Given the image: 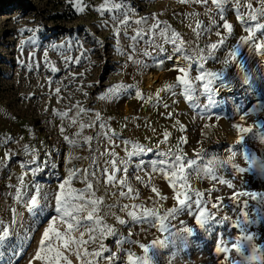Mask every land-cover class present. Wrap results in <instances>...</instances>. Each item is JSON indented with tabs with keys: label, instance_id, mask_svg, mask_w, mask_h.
I'll return each mask as SVG.
<instances>
[{
	"label": "rangeland",
	"instance_id": "374dc122",
	"mask_svg": "<svg viewBox=\"0 0 264 264\" xmlns=\"http://www.w3.org/2000/svg\"><path fill=\"white\" fill-rule=\"evenodd\" d=\"M121 2L125 5L123 8L113 7ZM249 3L253 6L251 9L247 7ZM77 4L83 11L77 10ZM101 5L105 7L101 9ZM262 7L264 0H223L220 9L211 3L203 6L192 0H0V204L3 206L0 221L4 225H11L10 238L0 244V264H30V261L42 264L41 261H33V257L41 234L47 227L48 217L57 215L54 211V198L59 185L65 180L51 172L37 177L35 170H32L33 176L25 175L27 165L21 168L20 179L14 180L12 169L19 165L20 158L35 164L36 154L29 149L34 142L38 145L53 144L55 149L57 137L54 142L46 143L44 136V130L49 131L51 128L52 115L59 116L61 121L75 119L76 122L70 127L73 132L80 123L87 125L95 120V114L99 113L101 119L97 126H86L85 135H79L78 138L85 141L86 137H96L87 143V156L93 152H102V144L105 142L97 137V133L103 131L99 123H110L117 113L124 111L117 103L118 96L110 95L109 89L116 85L124 86V76L132 68L136 70L142 67L138 87H153L159 82L158 71L166 61L153 57L152 47L158 48L161 53L166 52L168 46H164L161 51V46L154 45L161 37L159 30L155 34L148 31L149 26L157 20L163 22L160 25L167 21L183 23L177 24L179 28L175 26L174 32L179 37L177 47L180 41H186V46L205 55L200 62L191 61L190 65L202 64L206 72L222 73L220 79L212 81V91L208 96L216 100L217 120L224 119L227 125L236 124L239 128L236 126L233 131L231 127L221 131L218 124L212 126L214 134L208 146H212L220 155H241L247 147L254 149L253 146L264 149V128L255 125L256 119L264 118V108L259 107L264 104V35L256 27L257 22L249 19L250 14H255L258 22L264 25V15L260 14ZM177 9L185 12L180 18L177 14L170 15V12ZM237 10L248 21L247 25L240 19ZM125 18L128 20L127 26L120 23ZM142 18H147L146 24L135 23ZM185 22L193 24L192 29L185 28ZM225 22L232 26L231 33L223 27ZM198 23L200 28L196 27ZM140 29L147 34L144 39L138 38L139 42L133 48L134 41L130 37ZM149 38L153 41L151 44ZM221 39L223 44H219ZM210 44H219V47L213 50ZM233 50L237 53L235 57L231 55ZM175 53L170 64L184 65L186 61L177 57L182 52ZM213 53L215 57H207ZM241 63L244 69L240 68ZM246 75L247 84L243 83ZM229 84L235 86V92L228 91ZM200 96L203 105L205 99ZM231 105L234 106L232 112ZM80 108L88 111L80 113ZM65 112L67 116L58 114ZM243 128L251 131L242 132L240 129ZM23 133L26 138L22 136ZM64 135L77 146L71 155L80 153L81 149L87 150L86 145L80 144L79 140L74 142L67 134ZM21 142H29L30 145L23 146L26 148L21 150ZM170 142L172 137L166 136L160 146L165 147ZM81 146L84 147L79 148ZM160 146H149L147 149H151L152 153L144 152L132 157L128 156V150L116 152L119 160L129 161L127 174L136 191L146 190L148 182L144 175L134 169V160L140 156L151 158L153 153L162 152ZM26 153L29 157H25ZM136 176L143 180L138 188L134 184ZM152 176L158 178L159 174L154 172ZM188 176L190 181L187 180V184L192 191V173ZM100 177L101 174L97 172L95 177L89 175L93 187L99 184ZM124 178L120 172L116 183H107L101 194L94 197L102 199L98 218L102 220V226H109L113 230V234L100 235L99 231L93 232L92 235L99 240L95 244L91 242L82 245L81 252L87 248L92 252L102 251L104 256H108L110 251L119 258L111 264H129L128 253L133 254V264L146 255L149 258L148 264H264V240L256 237L253 232L255 229L252 230L255 223L248 219L252 209H245V218L243 213L238 214L232 206L220 204L213 207L206 202V214H211L212 218L204 226L195 222L194 214H198L196 206L192 207L191 212L182 207L167 219L164 216L165 207L161 204L136 205V197L132 192L126 197L120 196L121 190L128 192L126 187H118L119 179ZM37 186L40 189V207L44 208V212L39 214V218H34L28 204ZM67 187L78 189L73 182ZM113 192L117 194V199L112 198ZM124 205H128L129 209L121 213L126 209ZM145 210L155 212L156 217H144ZM129 212H134L137 219L133 220ZM14 216L17 223L12 225ZM159 217H164L163 223L168 231L160 230ZM121 219L126 223H119ZM238 221L241 222L239 226ZM56 227L63 230L65 226L57 219ZM189 228L191 232L186 231ZM25 233L30 239L24 238ZM73 235L80 238L79 231ZM247 236H251L252 240L248 241ZM84 239H88L87 234ZM119 240L127 242L120 245L117 243ZM164 240L168 242L164 245L157 243L147 254L140 247ZM237 240L244 245L241 252L233 247ZM218 245L221 247L219 253L216 251ZM68 255L73 264H82L74 252ZM88 259L97 260L95 256H89ZM99 264L110 262L99 260Z\"/></svg>",
	"mask_w": 264,
	"mask_h": 264
},
{
	"label": "crops",
	"instance_id": "0c3cea01",
	"mask_svg": "<svg viewBox=\"0 0 264 264\" xmlns=\"http://www.w3.org/2000/svg\"><path fill=\"white\" fill-rule=\"evenodd\" d=\"M173 14H177L178 18H180L182 16L181 14H185V12H181V10L177 9L170 12V15ZM176 20L177 18L175 21ZM180 23V21H177L178 25H180ZM177 24L174 23V21H167L166 24L160 25V28L163 29L167 25V35L170 36L169 31L174 32L175 26L178 27ZM182 24L183 23H181V25ZM184 26L185 28L188 27V29H192L193 24L185 22ZM191 35L190 33L189 36ZM227 39L230 41V38ZM227 39L225 41H227ZM190 40L193 45V39L191 38ZM183 42L185 49L193 57L191 60L186 59L184 52L179 53L177 57H182L186 61L184 65H176L175 63L170 64V60L176 56V51L172 43H166L162 37L154 42V45L157 46H168L166 52L161 53H159L158 48L152 47L154 52L151 55L160 58L161 61H166V64L161 66L158 71L160 79L156 86L148 88L138 87L142 67L136 70L132 68L131 71L125 74L123 80L125 87L116 98L117 103L120 104V108H123L124 111L117 113L116 117L111 120L110 123L106 124L107 129L103 131H108L109 135H111L112 132L119 134L120 139H117L116 143L120 146L115 148L116 152L123 150L136 152L137 145L144 149H147L149 146L159 147L166 136H171V144L166 143L165 147H162V145L160 146L162 152H172L173 154L186 157L188 160H197L198 167L201 169L207 168L210 161L213 162L212 175H208L203 171L197 173L186 169V174L190 171L192 173V193L199 191L203 194L200 197L203 207H205L206 202L215 206L220 204L228 205L232 206L238 214H242L245 209H252L248 218L251 223H255V225H252V230L255 229L253 232L256 237H260L264 240V168L261 167L262 162H264V149L253 146L254 149H249L247 147L241 155H220L212 146H208L207 143H210V139H213L212 135L214 131L211 128L212 126L218 124L222 128L221 131H226L227 128L231 127L232 130L237 125H227L224 119L217 120L218 108L216 100L213 98L209 99L208 94L204 93L203 81L195 80L197 75L202 74L199 71L200 64L196 63L190 65L191 61L200 62L202 60L201 58L205 57V55L202 56L199 51L195 52L194 48L186 46V41ZM197 53H199V55H197ZM209 56L213 58L215 57V53L207 55V57ZM168 57L172 58L169 59ZM178 67L185 69L187 73L186 79H188L190 84L196 89V92L192 94L191 102L184 95V85L180 84L177 80L178 76L183 75V73L178 71ZM207 79L206 77V80ZM171 85L178 86L169 87ZM134 93L135 95H133ZM137 93L140 95L138 96ZM200 95L205 99L203 105L201 104L202 100H199L201 97ZM206 98H208V101H206ZM230 109V112H232L234 106L231 105ZM73 124V121L63 119L61 121V132L67 134L74 142L79 140L80 144L86 145L87 150L81 149L82 151L80 153L74 156L71 155L67 163V177L63 179H68L70 172L76 169L80 172L81 176L78 180H75L74 177L72 182L78 189H82L85 187V183L82 182L84 179V170H95L97 173L101 174L100 170L104 167V161L111 160L108 151L112 149V146L107 139L100 137L104 140L103 143L105 142L102 144L103 150L101 153H103V155L93 152L87 156L86 153L89 149V145L85 143L82 138H78L79 135H85L84 132L86 131V127L81 129L80 123L77 129L71 132L70 127L73 126ZM124 139L130 141V143L127 145L123 144L121 141ZM45 142L47 143V141ZM25 145L29 146L30 143L21 142L20 149L24 150L26 147L23 146ZM47 145H38L34 142L33 146L29 149L30 152L36 154L35 164L25 159L21 160L20 158V160H18L19 165L15 166L11 171L12 178L14 180L20 179V170L24 165L30 166L33 171L35 170V175L37 177L42 174L48 175L50 172L55 175L58 163L57 155L54 153V145L49 143ZM252 158L255 159V163H250ZM156 159L157 156L152 155L149 159L140 156L134 160V169H136L137 173L144 175L148 182L146 190L142 189L140 192L136 191L133 186H131L129 174L125 177L128 181L126 188L127 190L129 187L132 189L131 194L136 197V205L147 206L149 204H161L165 207L164 216L169 219L170 216L168 213L171 210L175 209L176 211L182 208L176 198V192L181 189H179V186L176 188L172 186L169 175L159 171H153L150 166V161ZM94 160L96 164L93 163ZM141 160L144 161L143 170L137 167ZM96 165H99L100 168L98 169ZM240 168L245 170L239 171ZM154 172L159 174L158 178L152 176ZM116 175L118 177L120 172ZM106 184V179L103 176L102 178L100 177L99 184L93 187L95 197L101 194ZM153 188L156 189L155 192ZM193 198L195 199V197ZM181 199H183V197H181ZM245 203L247 207H245ZM193 206L195 205L193 204L192 207ZM260 223H263V225ZM258 225L260 227H258Z\"/></svg>",
	"mask_w": 264,
	"mask_h": 264
},
{
	"label": "snow or ice",
	"instance_id": "6c2138e0",
	"mask_svg": "<svg viewBox=\"0 0 264 264\" xmlns=\"http://www.w3.org/2000/svg\"><path fill=\"white\" fill-rule=\"evenodd\" d=\"M192 2L196 4H200L203 6H207L209 3L215 5L217 9H220L223 3V0H192ZM235 2V0H234ZM125 5L123 2L116 3L113 5L116 9H121ZM78 11H83V8L77 4L76 5ZM105 6L101 5V9H103ZM247 7L251 9L253 6L252 4H248ZM238 15L242 21L247 25L248 21L244 20L242 14H239V10H237ZM222 15V11L220 13ZM260 14L264 15V7L260 9ZM126 17V14H125ZM115 19V17H113ZM249 19L251 21H256V27L261 30V35H264V25L260 24L257 20V16L255 14H250ZM121 24L127 26L128 20L127 18L120 21ZM136 24H146L147 18H142L141 20L135 21ZM163 23L161 21H156L155 23L151 24L149 26L148 31L155 34L156 30H159V35L164 38L166 43H172L174 46V50L179 52L185 53L186 59H193V57L187 52L186 49L183 47V41H180V46L177 47V40L179 39L178 34L175 32H172L171 36L167 35L168 26L166 25L163 29L160 28V24ZM197 28H200V24L198 23ZM216 27H219V25H216ZM223 27L228 30L229 33L232 32V26L225 22L223 24ZM251 31V28H249ZM118 34V33H117ZM147 33L143 29L137 30L136 34L131 36L130 38L134 41L133 48H135V44L139 42V39H144V36ZM199 34V33H198ZM150 44L153 42L151 38H149L148 41ZM223 39L220 40L219 44H223ZM219 44H212L210 47L215 50L219 47ZM259 47V46H258ZM161 51H163V47L161 46ZM199 55V53H197ZM231 55L235 57L237 55L236 51L233 50ZM171 59L172 57H168ZM209 58H211L209 56ZM129 59H132L131 56H129ZM203 59V57L201 58ZM79 61L77 60V63ZM225 64L228 63L227 60L224 61ZM240 68L244 69V64H240ZM53 71H56V69H53ZM178 71L180 73H183L182 76H178L177 80L180 84L184 85V95L189 99V101H192V94L196 92V89L190 84L189 80L186 79L187 73L185 72V69L182 67H178ZM200 75H197L195 77L196 81H203V90L204 93L210 94L212 91L211 84L214 79H220L222 77V73H211L206 72L203 69L202 64L199 66ZM206 77L208 78L206 80ZM243 83H248V77L247 75L244 78ZM178 85H171L169 87H176ZM125 86L123 85H116L113 86L111 89H109L110 95H118L120 94ZM57 93L59 92V89L56 90ZM139 96L140 94L137 93ZM106 98V97H102ZM142 98V97H141ZM209 99H211V96H208ZM150 99V98H149ZM259 107L264 108V104L259 105ZM86 109L80 108V113H85ZM62 116H67L68 113H58ZM100 114H95V120L91 121L87 125L84 123H81L80 127L83 129L84 127H95L97 126V122L100 121ZM75 119H73V123H75ZM100 129L104 130L107 129V125L104 123H99ZM239 128V126H237ZM258 127L264 128V124H261L258 122ZM242 132H250L251 129L249 128H243L240 129ZM63 131V129H62ZM97 137H103L104 139H107L112 149L108 151V155L111 157V160H105L104 161V167L100 170L101 176H103L107 183L113 184L117 182V173L122 172L124 177H127L128 173V160H119L118 155L115 151L116 147H119L120 145L116 143L117 139H120L119 134L112 132L111 135H109L108 131H101L100 133H97ZM65 140H68L69 138L67 136L64 137ZM96 137H86L85 143L90 142ZM166 138V137H165ZM241 140H243V137H241ZM123 144L127 145L130 143V141L124 139L121 141ZM144 152L152 153L151 149H144L143 147H140L139 145L136 146V152H129L128 156L132 157L137 154H142ZM157 156L156 160L150 161V166L152 167L153 171H159L161 173H165L169 175L170 183L174 188L179 186V189L176 192V198L178 200V203L180 206L188 208L189 212L192 211V205L194 204L197 209L198 214H194L195 222L201 226H204L206 222L212 218L211 214H206V209L203 207L200 197L203 195L199 191H196L195 193H192L189 185L187 184L188 175L191 174V171L194 172H205L208 175L213 174V168L212 163L209 162V166L207 168L201 169L198 167V161L197 160H188L186 157H183L181 155L173 154L172 152H156L153 153ZM103 155V153H101ZM94 164H96V161H93ZM250 163H255V159L252 158L250 160ZM110 166V167H109ZM144 161H139V164L137 167H139L141 170H143ZM96 167L99 169L100 166L96 165ZM261 167L264 168V162H262ZM186 169L191 170L186 174ZM245 169L240 168L239 171H244ZM77 170L73 169L68 179L64 180L58 188V193L55 196V208L54 211L57 214L55 217H48V223L47 227L44 228L41 239L38 242V248L37 251L33 257V261H41L42 264H73L72 260L69 259L68 253L74 252L75 256L78 260L82 261V264H99V260H108L111 264V262H114L118 260V256L115 253H111L109 251L108 256H104L102 254V251H89L87 248H84L83 252L80 251V248L82 245L91 243L95 241V237L92 235L93 232L99 231L100 235L105 234H113V230L106 225L102 226V220L98 218V213L100 211L99 205L102 203V199H97L95 197V192L93 191V183L91 180L88 179L89 175L92 177L96 176V172L93 171L91 173L88 172L87 169L84 170L83 175V183H85V187L82 189H76L67 187L66 185H71V182L73 178L76 176ZM78 178V177H77ZM136 179H140V177H136ZM119 184L121 186V189L126 187L128 185V181L126 178L119 179ZM223 182V181H221ZM153 191L155 192L156 189L153 188ZM132 192V189L129 187L128 192H124L121 190L119 192V195L122 197H126L129 195V193ZM183 197V199H181ZM195 197V199L193 198ZM40 189L37 186L35 189V194L30 197V203L28 204L29 211L32 212L34 218H39V214L44 212V208L40 207ZM17 199H20V192H17ZM110 207V206H109ZM128 205H124V208H128ZM215 207V205H213ZM245 207H247L245 203ZM39 210L38 212L36 210ZM175 214V209L171 210L168 215L173 216ZM128 215L132 217L133 220L137 219V216L134 212H129ZM155 212H149L148 210H145L144 217H156ZM245 218H247V213H243ZM57 219L65 226L63 230H60L56 227ZM161 220L160 224V230L162 232L168 231L167 227L163 223L164 217H159ZM17 223V220L15 216L12 220V225H15ZM119 223L125 224V220H119ZM241 222H237V226L240 225ZM22 226V225H21ZM10 228L11 225H4L3 221H0V244H3L6 240L10 238ZM81 229H84L85 231H80ZM28 231H32V229H29ZM79 231L80 238L77 239L74 237L73 233ZM186 231L191 232L192 230L186 229ZM241 231H244V229H241ZM88 235V239L85 240V235ZM25 239H30V237L25 233L24 236ZM246 239L248 241L252 240L251 236H247ZM127 242L126 240H119L117 241L118 244L122 245L123 243ZM167 240L164 241H153L151 245H140V247L144 250V252L147 254L150 250L154 249L156 244L159 243L161 245H164L167 243ZM103 248V246H101ZM233 247L236 248L237 252H241L244 245L241 243L240 240H237ZM104 251H108L107 249H103ZM225 251H228L227 248L224 249ZM216 251L219 253L221 251V247L218 245L216 248ZM243 254V253H242ZM89 256H95L97 258L96 261L89 260ZM132 253L127 254V258L129 261V264H133L132 260ZM148 256L140 257L137 259L136 264H148ZM30 264H33L32 261H30Z\"/></svg>",
	"mask_w": 264,
	"mask_h": 264
},
{
	"label": "built area",
	"instance_id": "2783aa9c",
	"mask_svg": "<svg viewBox=\"0 0 264 264\" xmlns=\"http://www.w3.org/2000/svg\"><path fill=\"white\" fill-rule=\"evenodd\" d=\"M227 89L230 92H235V86H231V84L227 85ZM52 125L49 131L44 130V136L46 141L48 142H54L57 137V142H56V147L54 151L56 152L58 163H57V168H56V173L55 175H59L62 178L67 177V163L69 161V158L71 156V153L73 151L77 150V146L75 144L70 143L68 140H65V135L61 133L60 131V121L61 118L57 115H52ZM22 136L26 138V134L23 133ZM84 146H81L79 148H82ZM25 157H29V155L26 153ZM26 160V159H25ZM24 174L28 176H33V171L31 167H25ZM80 173H76L75 180H78L80 178ZM78 177V178H77ZM138 177V176H136ZM134 177V184L135 187L138 188L139 185H142L143 180L140 178L139 180ZM140 185V186H141ZM120 185H118L119 187ZM111 196L113 199H117L118 196L115 192L111 193ZM129 208L123 209L121 213H125V210L127 211ZM3 211V206L0 204V212ZM99 240V238L96 236L95 241L93 242L94 244Z\"/></svg>",
	"mask_w": 264,
	"mask_h": 264
},
{
	"label": "water",
	"instance_id": "95a60500",
	"mask_svg": "<svg viewBox=\"0 0 264 264\" xmlns=\"http://www.w3.org/2000/svg\"><path fill=\"white\" fill-rule=\"evenodd\" d=\"M258 122L261 123V124H264V118L263 117H260V118H258V119L255 120L256 127H258ZM258 128H261V127H258Z\"/></svg>",
	"mask_w": 264,
	"mask_h": 264
}]
</instances>
